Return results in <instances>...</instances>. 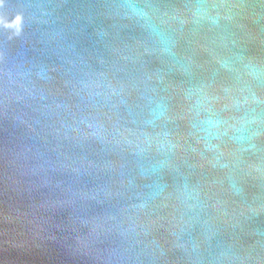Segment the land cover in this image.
<instances>
[{
	"label": "water",
	"instance_id": "95a60500",
	"mask_svg": "<svg viewBox=\"0 0 264 264\" xmlns=\"http://www.w3.org/2000/svg\"><path fill=\"white\" fill-rule=\"evenodd\" d=\"M0 264H264V0H0Z\"/></svg>",
	"mask_w": 264,
	"mask_h": 264
}]
</instances>
